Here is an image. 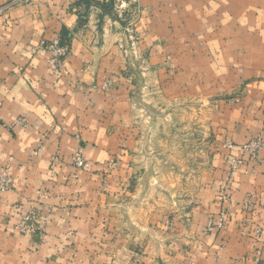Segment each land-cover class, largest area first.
<instances>
[{
    "label": "crops",
    "instance_id": "1",
    "mask_svg": "<svg viewBox=\"0 0 264 264\" xmlns=\"http://www.w3.org/2000/svg\"><path fill=\"white\" fill-rule=\"evenodd\" d=\"M116 5L0 12V264H264V150H242L264 141V0ZM53 41L69 44L59 73ZM191 115L207 139L203 172L192 154L150 171L159 148L180 145L152 137ZM221 211L224 227L207 232Z\"/></svg>",
    "mask_w": 264,
    "mask_h": 264
},
{
    "label": "built area",
    "instance_id": "2",
    "mask_svg": "<svg viewBox=\"0 0 264 264\" xmlns=\"http://www.w3.org/2000/svg\"><path fill=\"white\" fill-rule=\"evenodd\" d=\"M133 0H117L116 9L119 13H124L128 11L131 2ZM30 0H15L11 5H18V4H29ZM11 5L0 9V12L6 10ZM127 32L131 35L132 31L131 28H127ZM47 49L50 53V59L48 60V65L50 69L55 72L59 73L63 69L64 62L69 54V44L63 43L61 41H53L47 45ZM111 86L110 81H107L104 85V89L107 90ZM233 146L231 144L227 145V148L231 149ZM244 152H247L254 156L261 150H264V141L260 138L251 141L249 144L242 147ZM72 163L77 169H84L87 166L86 160L84 158L83 152L81 149H78L72 156ZM242 161L240 160H233L230 163V171L228 173V178H231L240 168ZM8 183L6 181L5 174H0V189L4 190L7 189ZM246 208L252 207V203L248 202L245 204ZM225 211H221L217 218L209 219L206 224V231L207 232H214L216 230L222 229L225 225ZM32 216H27L25 219V225L23 226V230L34 232L35 228L32 226ZM257 235H263V232L260 230L256 231Z\"/></svg>",
    "mask_w": 264,
    "mask_h": 264
},
{
    "label": "rangeland",
    "instance_id": "3",
    "mask_svg": "<svg viewBox=\"0 0 264 264\" xmlns=\"http://www.w3.org/2000/svg\"><path fill=\"white\" fill-rule=\"evenodd\" d=\"M152 109L155 112V106H153ZM192 118L195 119L193 121L194 124L188 127L187 116H180L177 121L179 125H176L177 132L174 130L173 131L170 130V127H168V125L166 124L167 122L164 121L165 122L164 130H161L160 133L156 134L157 137L153 136L152 139L156 138L158 140L168 141L169 143L171 140L176 141V142L179 141L180 145L176 143L173 146L159 148V150L162 152V155H163L162 156L163 164L151 165V168H149L150 171H153V172L155 170L166 171L167 169H170L171 165H168L169 163H167L168 156H171V155L182 156V155L192 154L193 156L195 155V157L197 158V161H196L197 162V165H196L197 173L200 174L203 172V164L201 163L203 161L202 158L206 155L205 145H206L207 139H204L203 132L201 131L203 128L200 127L202 123V117L192 116ZM189 133L192 134L190 138L193 140V142H195V147L193 148H191V146L187 148V146L185 147L186 144H183V143H186L187 140H189ZM169 143L168 145H170ZM180 200H185V197L181 196ZM162 204L165 208H170L172 206L171 202H164Z\"/></svg>",
    "mask_w": 264,
    "mask_h": 264
}]
</instances>
